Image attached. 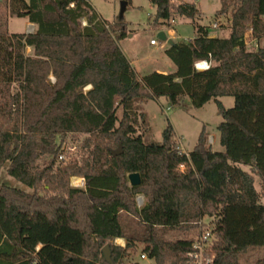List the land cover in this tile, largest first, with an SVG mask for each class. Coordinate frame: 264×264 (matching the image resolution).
<instances>
[{"label": "trees", "instance_id": "16d2710c", "mask_svg": "<svg viewBox=\"0 0 264 264\" xmlns=\"http://www.w3.org/2000/svg\"><path fill=\"white\" fill-rule=\"evenodd\" d=\"M149 2L153 27L199 15L184 0ZM217 16L226 36L196 25L194 39L165 51L173 73L139 78L119 46L126 25L104 21L90 1L0 0V170L9 163L8 175L33 189L0 184V264H126L140 246L155 264H193L205 231L209 264H240L251 250L264 264V0H224ZM13 17L35 30L10 33ZM202 62L210 67L197 70ZM183 97L217 103L222 152L204 131L189 154L170 124L162 142L147 133L143 105ZM66 140L77 154L60 160ZM205 217L214 221L203 231ZM116 239L126 246L111 245L107 262L102 249Z\"/></svg>", "mask_w": 264, "mask_h": 264}, {"label": "rangeland", "instance_id": "374dc122", "mask_svg": "<svg viewBox=\"0 0 264 264\" xmlns=\"http://www.w3.org/2000/svg\"><path fill=\"white\" fill-rule=\"evenodd\" d=\"M90 1L92 7L104 21L109 24L124 23L126 25L127 34L119 41V46L127 59L130 60L139 78L153 72L169 74L175 71L174 63L165 54L169 44L158 39V35L162 32L165 33L167 40L175 42H188L194 39L196 25L209 27L211 35L214 37L227 35V31L224 29L228 25L227 18L217 16V12L223 7L224 0H184L195 4L199 10V15L195 19L175 18L168 23L169 25L157 27L152 26L155 8L149 0H132L123 17H120V0ZM214 23L218 24L217 28L213 27ZM8 31L12 34H27L26 20L17 17L10 18ZM171 33L174 35L173 39ZM151 41H155L156 45L151 44ZM26 54L31 55L32 50L26 49ZM219 100L226 109L234 107L235 100L232 97H223ZM143 111L147 116L148 126L146 125V127L149 128L147 133L154 141L162 142L163 132L170 124L174 130V140L177 141L182 152L191 153L203 131L207 135L208 144L212 145L213 150L223 151L219 144L218 127L224 119L223 115L219 113L215 101H210L203 107L196 108L188 97H183L177 106H171L166 98H159L147 101L143 105ZM118 114L120 116L121 111ZM64 154L66 158L77 154V149L71 145L70 140L65 142ZM8 167L9 163H6L0 170V184L20 189L26 193H33V189L8 175ZM185 170L186 168H181V171ZM70 182L74 188L84 186L83 178H72ZM136 202L139 208L146 203L143 196H137ZM213 221V218L205 217L203 231L207 230ZM178 237L180 235L177 232H170L166 235L168 240H174ZM108 244L117 246L115 241ZM142 255V247L140 246L128 260H125V263L155 264L148 258L142 259ZM256 259L255 251L251 250L241 256L240 264H256Z\"/></svg>", "mask_w": 264, "mask_h": 264}, {"label": "built area", "instance_id": "2783aa9c", "mask_svg": "<svg viewBox=\"0 0 264 264\" xmlns=\"http://www.w3.org/2000/svg\"><path fill=\"white\" fill-rule=\"evenodd\" d=\"M88 1H90V0H88ZM71 7H74V5H71ZM81 22H82L83 26L87 25V22H86L85 19H83ZM213 27L214 28L218 27V24L214 23ZM33 31H34L33 27H29L28 30H27L28 33H32ZM151 44L156 45V42L155 41H151ZM199 64L196 65V69L197 70H207L210 67V65L207 62H202V64H204V69H200L199 68ZM65 159H66V156L63 153L60 156V160H65ZM183 167L184 166L180 167V171H181V168H183ZM210 238H211L210 232L205 231V232H203L201 234V236L194 243V245H193L194 252L187 255V257L191 260V262L193 264H209L211 262V260L206 259L205 256H204L205 247H208ZM142 259H146V256L142 255Z\"/></svg>", "mask_w": 264, "mask_h": 264}, {"label": "water", "instance_id": "95a60500", "mask_svg": "<svg viewBox=\"0 0 264 264\" xmlns=\"http://www.w3.org/2000/svg\"><path fill=\"white\" fill-rule=\"evenodd\" d=\"M127 7H128V2L127 1H121L120 17H123L124 13L127 10ZM158 39L160 41H162V42H167L169 44V46L174 45V41L167 40V37H166L165 33H163V32L158 35ZM119 153H117L115 155H118ZM128 180H129V185L131 187L139 186L141 184V177H140V175L138 173L130 174L128 176ZM102 254H103L104 259L107 262H110L111 261V248H110V245L109 244L106 245L102 249Z\"/></svg>", "mask_w": 264, "mask_h": 264}, {"label": "crops", "instance_id": "0c3cea01", "mask_svg": "<svg viewBox=\"0 0 264 264\" xmlns=\"http://www.w3.org/2000/svg\"><path fill=\"white\" fill-rule=\"evenodd\" d=\"M90 3H91V1H90ZM26 20V19H25ZM26 22H27V30H28V28L29 27H33V29L35 30V25L34 24H31V23H29L27 20H26ZM9 24V23H8ZM28 33V32H27ZM211 37H214L213 35H211ZM171 38L173 39L174 38V35H173V33H171ZM248 38V37H247ZM175 42V41H174ZM27 49H29V50H31V48H27ZM126 56V55H125ZM129 60V59H128ZM130 61V60H129ZM131 63V62H130ZM132 65V64H131ZM165 74V73H164ZM87 89H90V87H88ZM183 172V171H182ZM115 243H116V245L117 246H120V247H125L126 246V242H125V240L124 239H116L115 240Z\"/></svg>", "mask_w": 264, "mask_h": 264}, {"label": "bare ground", "instance_id": "6f19581e", "mask_svg": "<svg viewBox=\"0 0 264 264\" xmlns=\"http://www.w3.org/2000/svg\"><path fill=\"white\" fill-rule=\"evenodd\" d=\"M199 68H200V69H204V64L200 63V64H199Z\"/></svg>", "mask_w": 264, "mask_h": 264}]
</instances>
